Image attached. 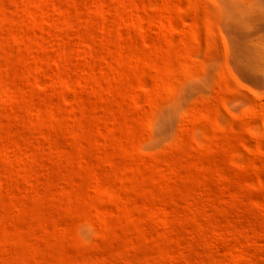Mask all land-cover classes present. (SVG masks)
<instances>
[{"label":"rangeland","instance_id":"374dc122","mask_svg":"<svg viewBox=\"0 0 264 264\" xmlns=\"http://www.w3.org/2000/svg\"><path fill=\"white\" fill-rule=\"evenodd\" d=\"M0 264H264V0H0Z\"/></svg>","mask_w":264,"mask_h":264}]
</instances>
